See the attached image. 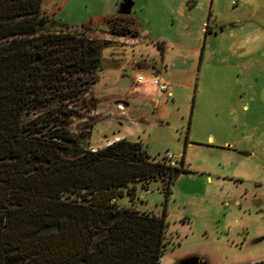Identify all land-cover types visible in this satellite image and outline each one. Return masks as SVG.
<instances>
[{
	"label": "rangeland",
	"instance_id": "obj_1",
	"mask_svg": "<svg viewBox=\"0 0 264 264\" xmlns=\"http://www.w3.org/2000/svg\"><path fill=\"white\" fill-rule=\"evenodd\" d=\"M41 11L66 31L108 40L89 94L95 107L71 125L92 124L81 145L117 135L156 159L183 158L168 194L156 179L116 200L165 214L159 264L264 258V0H41ZM115 19H128L140 40L111 33Z\"/></svg>",
	"mask_w": 264,
	"mask_h": 264
},
{
	"label": "trees",
	"instance_id": "obj_2",
	"mask_svg": "<svg viewBox=\"0 0 264 264\" xmlns=\"http://www.w3.org/2000/svg\"><path fill=\"white\" fill-rule=\"evenodd\" d=\"M111 26L138 34L128 19ZM67 27L41 0H0V264H159L165 214L116 200L156 179L168 194L183 158L172 165L126 138L81 145L92 124L71 125L95 107L89 94L108 40Z\"/></svg>",
	"mask_w": 264,
	"mask_h": 264
},
{
	"label": "built area",
	"instance_id": "obj_3",
	"mask_svg": "<svg viewBox=\"0 0 264 264\" xmlns=\"http://www.w3.org/2000/svg\"><path fill=\"white\" fill-rule=\"evenodd\" d=\"M152 79H153V82H154V83H156V84L158 83L156 78H152ZM141 80H142V77L139 76V77L137 78V81L140 82ZM159 88H160L162 91H165V90L167 89V86H166L165 83H160V84H159ZM172 156H173V155H172L171 153H167L166 156H165V159H166V160L169 159L170 161H167V162H169V163L172 164V165H175L174 161L171 160ZM259 261L261 262V264H264V258L259 259Z\"/></svg>",
	"mask_w": 264,
	"mask_h": 264
},
{
	"label": "crops",
	"instance_id": "obj_4",
	"mask_svg": "<svg viewBox=\"0 0 264 264\" xmlns=\"http://www.w3.org/2000/svg\"><path fill=\"white\" fill-rule=\"evenodd\" d=\"M122 36H124V35H122ZM131 37L135 40V41H134L135 43H136V41L140 40V39L138 38V34H137L136 36H131ZM143 38L149 40V38H146V36H143ZM152 42H153V41H152ZM157 43H158V42H156V44H157ZM153 68H154V66H153ZM152 72H153V73H157V72H159V70H158V68H157V69L154 68V69L152 70ZM137 82H138V81H137ZM170 93H171V92L168 91V92H167V95H170ZM118 138H119V136L116 135V136L114 137V140H115V139H118ZM109 142H111V141H109Z\"/></svg>",
	"mask_w": 264,
	"mask_h": 264
}]
</instances>
